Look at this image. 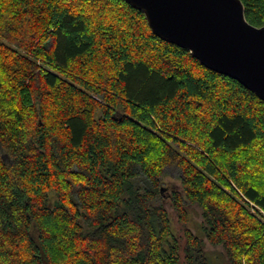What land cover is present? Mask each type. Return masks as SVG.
Wrapping results in <instances>:
<instances>
[{"label": "trees", "instance_id": "1", "mask_svg": "<svg viewBox=\"0 0 264 264\" xmlns=\"http://www.w3.org/2000/svg\"><path fill=\"white\" fill-rule=\"evenodd\" d=\"M189 206L264 264V101L125 0H0V264H212Z\"/></svg>", "mask_w": 264, "mask_h": 264}, {"label": "water", "instance_id": "2", "mask_svg": "<svg viewBox=\"0 0 264 264\" xmlns=\"http://www.w3.org/2000/svg\"><path fill=\"white\" fill-rule=\"evenodd\" d=\"M125 1L144 14L153 34L264 101V24L246 20L241 0Z\"/></svg>", "mask_w": 264, "mask_h": 264}, {"label": "rangeland", "instance_id": "3", "mask_svg": "<svg viewBox=\"0 0 264 264\" xmlns=\"http://www.w3.org/2000/svg\"><path fill=\"white\" fill-rule=\"evenodd\" d=\"M163 193L165 196H169L173 191L180 189L179 173L175 168H169L162 176ZM53 198V197H52ZM167 199V208L170 210V204ZM174 223L176 224L174 213H173ZM201 222L200 209L196 206H189V223L188 227L196 234L200 235L204 241V248L212 264H224L225 258L223 256V250L220 246L211 245L203 236L199 233V223ZM182 239V238H181ZM183 241V239H182Z\"/></svg>", "mask_w": 264, "mask_h": 264}, {"label": "built area", "instance_id": "4", "mask_svg": "<svg viewBox=\"0 0 264 264\" xmlns=\"http://www.w3.org/2000/svg\"><path fill=\"white\" fill-rule=\"evenodd\" d=\"M264 214V213H263Z\"/></svg>", "mask_w": 264, "mask_h": 264}]
</instances>
